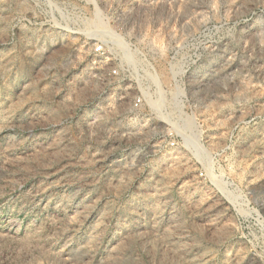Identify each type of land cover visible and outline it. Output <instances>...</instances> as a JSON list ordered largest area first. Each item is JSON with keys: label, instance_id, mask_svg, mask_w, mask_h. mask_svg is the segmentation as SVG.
<instances>
[{"label": "rangeland", "instance_id": "obj_1", "mask_svg": "<svg viewBox=\"0 0 264 264\" xmlns=\"http://www.w3.org/2000/svg\"><path fill=\"white\" fill-rule=\"evenodd\" d=\"M0 264H264V0H0Z\"/></svg>", "mask_w": 264, "mask_h": 264}, {"label": "built area", "instance_id": "obj_2", "mask_svg": "<svg viewBox=\"0 0 264 264\" xmlns=\"http://www.w3.org/2000/svg\"><path fill=\"white\" fill-rule=\"evenodd\" d=\"M106 48H107V43H105L104 41H99L97 44L93 46L92 54L98 60L107 59ZM114 61L118 63H122V60L116 58H114ZM108 72L109 73L107 74V77L104 78L106 82L104 84V87L109 91L115 92V90H119L121 88V85L125 82V80L133 82L132 78L129 77V75H125L124 72H120L119 67L116 65ZM141 80L145 81L146 83H151L152 86L155 87L154 78L149 72L143 71ZM145 96H146V92L144 90L140 89V91L136 92V95L129 102V109L131 110L132 113H138L141 111V109L145 104ZM173 145L174 143L171 142L170 146Z\"/></svg>", "mask_w": 264, "mask_h": 264}, {"label": "bare ground", "instance_id": "obj_3", "mask_svg": "<svg viewBox=\"0 0 264 264\" xmlns=\"http://www.w3.org/2000/svg\"><path fill=\"white\" fill-rule=\"evenodd\" d=\"M91 28L93 29L92 32H95V33L106 32V29L100 23H94L93 25H91Z\"/></svg>", "mask_w": 264, "mask_h": 264}]
</instances>
